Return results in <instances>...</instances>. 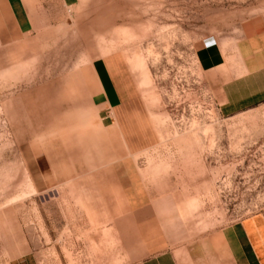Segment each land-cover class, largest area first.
<instances>
[{
	"label": "rangeland",
	"instance_id": "obj_1",
	"mask_svg": "<svg viewBox=\"0 0 264 264\" xmlns=\"http://www.w3.org/2000/svg\"><path fill=\"white\" fill-rule=\"evenodd\" d=\"M45 4L32 32L0 33V264H137L146 242L220 251L226 232L230 264H249L238 227L264 221V103L223 115L215 64L264 0ZM101 66L119 107L92 102ZM120 194L130 208L108 222ZM149 200L162 219H127Z\"/></svg>",
	"mask_w": 264,
	"mask_h": 264
},
{
	"label": "crops",
	"instance_id": "obj_2",
	"mask_svg": "<svg viewBox=\"0 0 264 264\" xmlns=\"http://www.w3.org/2000/svg\"><path fill=\"white\" fill-rule=\"evenodd\" d=\"M56 1L59 5L70 7L76 0ZM28 3L29 5H27ZM45 5H47L45 0H0L2 38L10 41L11 33L21 37L32 32L34 15L52 14V12L45 11ZM29 6L33 12L29 10ZM215 68L218 106L223 115H232L264 103V16L256 15L242 23L240 36L234 41L231 49L221 55ZM98 79V87L90 91V93H94L92 102L100 106V110L119 107V97L122 95L109 82V73L103 69V66L98 71ZM118 196L114 216H105V219H109L108 222L116 219L120 213L130 208L126 197L121 194ZM136 207L141 210L137 213L132 211L133 215L127 219H162L156 210L155 201L149 200L147 204H140ZM144 214L146 215L144 216ZM110 229L115 232L116 227L111 225ZM238 231L246 249L245 257L249 258V264H264L263 219L258 217L246 219L239 224ZM231 235L228 232L222 234L227 249H220V251H217L212 246L213 244L191 254L183 248L156 251L154 244L146 242L139 250L131 251L126 255L145 256L137 264H225V262L230 264V262L232 263L230 257L234 251L230 243ZM8 264H35V262L28 254H23L12 258Z\"/></svg>",
	"mask_w": 264,
	"mask_h": 264
}]
</instances>
